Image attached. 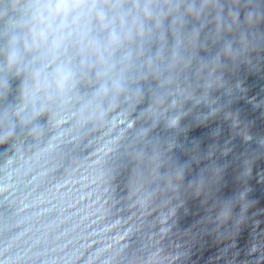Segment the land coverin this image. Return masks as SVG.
Wrapping results in <instances>:
<instances>
[{
  "label": "clouds",
  "instance_id": "1",
  "mask_svg": "<svg viewBox=\"0 0 264 264\" xmlns=\"http://www.w3.org/2000/svg\"><path fill=\"white\" fill-rule=\"evenodd\" d=\"M262 25L264 0H0V145L14 149L7 162L27 152L25 139L33 156L86 139L111 153L123 125L105 133L114 119L127 124L135 113L141 124L128 154L142 162L151 145L155 180L164 182L163 189L138 186L144 172L137 165L132 195L147 205L178 187L192 163L174 161L159 175L167 161L160 138H149L152 128L161 121L178 127L189 102L211 107L212 92L227 90L225 72L264 52ZM203 182L201 175L190 185Z\"/></svg>",
  "mask_w": 264,
  "mask_h": 264
}]
</instances>
